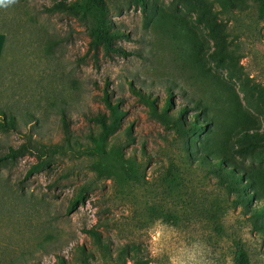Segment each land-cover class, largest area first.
Here are the masks:
<instances>
[{
	"label": "rangeland",
	"instance_id": "1",
	"mask_svg": "<svg viewBox=\"0 0 264 264\" xmlns=\"http://www.w3.org/2000/svg\"><path fill=\"white\" fill-rule=\"evenodd\" d=\"M59 1L0 5L10 44L0 76V264H237L239 254L264 264L256 1L105 0L116 51L97 53L78 17L46 12ZM104 94L122 112L105 148L136 166L129 175L99 176L90 168L99 159L83 152L101 132L93 118L108 114ZM167 98L168 120L183 129L144 100L159 113ZM66 139L64 154L1 161L22 143ZM219 171L235 173L233 188Z\"/></svg>",
	"mask_w": 264,
	"mask_h": 264
},
{
	"label": "trees",
	"instance_id": "2",
	"mask_svg": "<svg viewBox=\"0 0 264 264\" xmlns=\"http://www.w3.org/2000/svg\"><path fill=\"white\" fill-rule=\"evenodd\" d=\"M222 5H227L228 0H218ZM257 3V11L258 18L260 20L264 19V0H255ZM140 4H143L144 0H136ZM46 12H63L68 13L72 16L78 17L80 21L85 23L86 28L88 30V35L90 37L89 41V49L93 50L97 53L99 50H103L104 52H115L116 48L112 45L113 40L117 37V35L111 31L109 22L106 17V3L105 0H73L71 2H67L65 0H61L53 5L51 8L46 9ZM2 31V30H0ZM5 35L6 33L2 31ZM9 41L7 39V35L5 38L4 48L2 51V55L0 57V76L2 71V64L4 62V56L6 55ZM146 102L150 104L152 109V113L160 120L171 123L172 126H176L177 128H181L182 124L179 119H176L173 123L167 118V111L171 105L170 99H166L163 107L160 112L157 113L153 109V104L148 99H144ZM103 102L105 107L108 110V114L99 113L94 117V121H96L101 129V132L98 136H93L92 134L88 135L90 142L92 143L91 147H87L84 149L88 156H95L99 159L97 163H93L91 165V170L95 171L99 176H102L106 171L118 170L123 172V174H131L136 170V166L129 160L125 159L121 151L113 146L110 150H106L105 144L106 139L109 135L114 133L120 126V119L122 117V112L118 109V103H111L106 94L103 95ZM179 116L183 115V110L179 111ZM64 127H66L65 119L63 120ZM197 126V119L194 120L193 127ZM69 139H66L65 145L61 144H44L41 146L31 145V141L22 143L17 148H9L7 154H5L1 161H6L8 159L15 160L18 157L24 156L26 154H32L34 150L38 155L36 157L38 159H42L45 156H53L56 154H64L66 150L71 148ZM41 164L38 162L37 164L32 165L29 170L26 172L25 177L28 178L32 175V173L40 170ZM217 174V173H216ZM218 175L221 177V184L225 188H233V184H235V173H226L219 171ZM81 200L80 197H76L73 201V206H75ZM71 213V210L68 211V214ZM90 235L95 239L97 245H101V240L98 237V234L94 231L90 230ZM106 248V246L104 247ZM82 254H85L83 250H80ZM57 264H64L61 258L57 257ZM237 264H249L248 260L245 258L243 254H239L237 257ZM81 264H87L85 258L81 260Z\"/></svg>",
	"mask_w": 264,
	"mask_h": 264
},
{
	"label": "crops",
	"instance_id": "3",
	"mask_svg": "<svg viewBox=\"0 0 264 264\" xmlns=\"http://www.w3.org/2000/svg\"><path fill=\"white\" fill-rule=\"evenodd\" d=\"M5 38H6V35L2 31H0V57L2 55V51L4 48Z\"/></svg>",
	"mask_w": 264,
	"mask_h": 264
},
{
	"label": "clouds",
	"instance_id": "4",
	"mask_svg": "<svg viewBox=\"0 0 264 264\" xmlns=\"http://www.w3.org/2000/svg\"><path fill=\"white\" fill-rule=\"evenodd\" d=\"M15 0H0V5H9V4H12L14 3Z\"/></svg>",
	"mask_w": 264,
	"mask_h": 264
}]
</instances>
